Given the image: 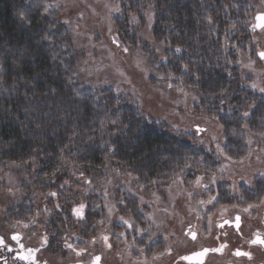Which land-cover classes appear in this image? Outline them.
<instances>
[{"label": "clouds", "instance_id": "clouds-1", "mask_svg": "<svg viewBox=\"0 0 264 264\" xmlns=\"http://www.w3.org/2000/svg\"><path fill=\"white\" fill-rule=\"evenodd\" d=\"M0 12L2 264H264V0Z\"/></svg>", "mask_w": 264, "mask_h": 264}, {"label": "flooded vegetation", "instance_id": "flooded-vegetation-1", "mask_svg": "<svg viewBox=\"0 0 264 264\" xmlns=\"http://www.w3.org/2000/svg\"><path fill=\"white\" fill-rule=\"evenodd\" d=\"M231 226L235 227V221L230 222ZM228 225H226L227 227ZM243 230V219H241V233ZM261 239H264V235L261 236ZM222 243H229L226 240L221 239L215 246L219 247ZM239 251L241 253L249 251V246L247 245H239L237 247H233V252ZM17 257L20 256H27L28 255V249L26 247L20 248L18 246L17 250ZM213 255H222V252H216L214 253L211 248H208L207 246L205 248H193L189 251L180 253L179 256L175 258L174 264H208V259L210 256ZM245 258L246 257H242ZM2 264V262H0ZM22 264H29L28 260H23Z\"/></svg>", "mask_w": 264, "mask_h": 264}, {"label": "trees", "instance_id": "trees-1", "mask_svg": "<svg viewBox=\"0 0 264 264\" xmlns=\"http://www.w3.org/2000/svg\"><path fill=\"white\" fill-rule=\"evenodd\" d=\"M187 8H188L187 5H182V6H180L179 8H177V10H176V14H178V15L183 14L184 11H185V9H187ZM189 14H190V12H189ZM157 15H159V14H157ZM6 17H7V13H6V12H0V19L6 18ZM157 22H158V21H157ZM189 24H190L191 27H194V26H195V21H190ZM116 35L119 36L120 33H117ZM221 35H222V34H221ZM129 43H130V42H129Z\"/></svg>", "mask_w": 264, "mask_h": 264}, {"label": "snow or ice", "instance_id": "snow-or-ice-1", "mask_svg": "<svg viewBox=\"0 0 264 264\" xmlns=\"http://www.w3.org/2000/svg\"><path fill=\"white\" fill-rule=\"evenodd\" d=\"M259 19L261 20L262 24H264V16L259 17ZM261 55L264 56V53H261ZM219 250L220 249H216V251H219ZM242 254H244V253L237 251V255H242ZM96 259H97V261L99 260V258H96Z\"/></svg>", "mask_w": 264, "mask_h": 264}]
</instances>
